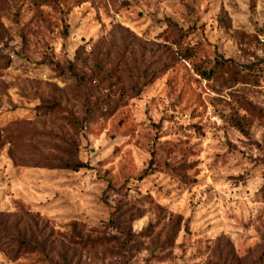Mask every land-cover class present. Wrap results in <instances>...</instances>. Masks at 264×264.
Returning <instances> with one entry per match:
<instances>
[{"label": "rangeland", "instance_id": "1", "mask_svg": "<svg viewBox=\"0 0 264 264\" xmlns=\"http://www.w3.org/2000/svg\"><path fill=\"white\" fill-rule=\"evenodd\" d=\"M0 264H264V0H0Z\"/></svg>", "mask_w": 264, "mask_h": 264}]
</instances>
